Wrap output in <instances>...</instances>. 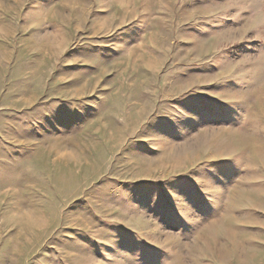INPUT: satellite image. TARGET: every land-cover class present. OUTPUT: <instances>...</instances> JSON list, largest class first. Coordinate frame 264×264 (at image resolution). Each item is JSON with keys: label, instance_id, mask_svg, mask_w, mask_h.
<instances>
[{"label": "rangeland", "instance_id": "374dc122", "mask_svg": "<svg viewBox=\"0 0 264 264\" xmlns=\"http://www.w3.org/2000/svg\"><path fill=\"white\" fill-rule=\"evenodd\" d=\"M0 264H264V0H0Z\"/></svg>", "mask_w": 264, "mask_h": 264}, {"label": "snow or ice", "instance_id": "6c2138e0", "mask_svg": "<svg viewBox=\"0 0 264 264\" xmlns=\"http://www.w3.org/2000/svg\"><path fill=\"white\" fill-rule=\"evenodd\" d=\"M177 111H179V112H181L179 109H177L175 112H177ZM200 189H201V191L203 192V186L202 185H200ZM206 196L208 195L207 193H204ZM176 199H179V197H175Z\"/></svg>", "mask_w": 264, "mask_h": 264}]
</instances>
